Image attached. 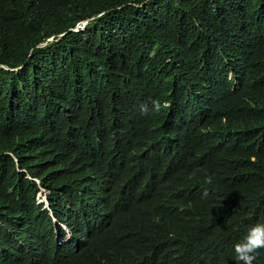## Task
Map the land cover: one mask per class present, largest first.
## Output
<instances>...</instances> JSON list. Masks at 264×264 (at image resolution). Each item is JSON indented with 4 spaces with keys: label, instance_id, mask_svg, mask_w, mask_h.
Segmentation results:
<instances>
[{
    "label": "trees",
    "instance_id": "obj_1",
    "mask_svg": "<svg viewBox=\"0 0 264 264\" xmlns=\"http://www.w3.org/2000/svg\"><path fill=\"white\" fill-rule=\"evenodd\" d=\"M255 223L264 0H0V264H238Z\"/></svg>",
    "mask_w": 264,
    "mask_h": 264
},
{
    "label": "clouds",
    "instance_id": "obj_2",
    "mask_svg": "<svg viewBox=\"0 0 264 264\" xmlns=\"http://www.w3.org/2000/svg\"><path fill=\"white\" fill-rule=\"evenodd\" d=\"M83 23L84 22L79 25ZM137 107L139 113L141 115H145L150 110L152 112L159 111L160 103L158 100L152 99L149 103H141ZM47 194V190L43 188L40 189L36 197L37 202H42L46 205ZM260 249H264V223H255L248 227L246 231L233 243L231 251L238 264H253L257 251Z\"/></svg>",
    "mask_w": 264,
    "mask_h": 264
},
{
    "label": "rangeland",
    "instance_id": "obj_3",
    "mask_svg": "<svg viewBox=\"0 0 264 264\" xmlns=\"http://www.w3.org/2000/svg\"><path fill=\"white\" fill-rule=\"evenodd\" d=\"M86 22H84L83 24L79 25L78 27H80L81 29L83 28V26L85 25Z\"/></svg>",
    "mask_w": 264,
    "mask_h": 264
}]
</instances>
